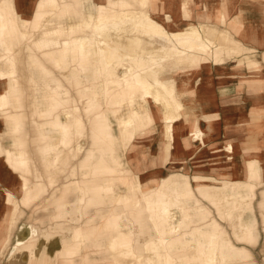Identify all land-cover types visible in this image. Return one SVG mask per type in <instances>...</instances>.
Segmentation results:
<instances>
[{
    "label": "bare ground",
    "instance_id": "1",
    "mask_svg": "<svg viewBox=\"0 0 264 264\" xmlns=\"http://www.w3.org/2000/svg\"><path fill=\"white\" fill-rule=\"evenodd\" d=\"M31 2L33 14L31 18H24L16 9L15 0H0V116L4 124V132L0 135V157L20 176L22 201L32 203L47 187H56L63 176L64 182L55 197L59 209L57 217L64 215L79 221L87 209L109 208L106 222L114 236L106 251L113 254V264H123L121 258L131 260L125 264H178L166 251V243L178 233L172 223L175 218L172 211L181 204L182 198L193 194L188 177L169 173L159 179L160 171L128 176L130 170L121 160L124 145L121 134L127 138L129 132L130 139L149 141L155 136L154 124L159 122L161 159H168L174 139L173 122L183 109L176 97L173 74L208 63L221 66L239 56V63L257 71L246 80L252 86L256 101L253 121L259 123L264 115V105L259 102L264 91V73L259 65L256 44L264 45V0H247L255 14L252 22L245 24L234 18L231 25L246 41L251 39L252 49L226 29L210 24H189L184 29L170 32L155 18L170 21L171 17L186 20L201 17L225 22L230 10H216V15L212 0ZM198 6L202 8L196 10ZM49 18H55L56 23ZM28 25L35 30L41 28L40 38L32 39V35L26 34ZM24 36L27 41L21 42ZM26 83L32 90L30 109L38 124V149L48 184L41 181L42 173L37 169V172L33 171L25 148L27 124L21 112L19 89ZM67 85L74 86L76 97L84 99L86 108L93 111L90 131L84 128L79 117L72 120L70 103L74 100L69 96ZM119 97L123 103L121 110L117 104ZM103 103L110 104L107 107L105 104L107 110L101 108ZM55 112L60 113L55 115ZM114 121L120 133L116 132ZM74 128L77 133H82L83 141L90 137L89 148L82 143L78 145L73 136ZM257 138L253 137L251 158L247 161L250 174L256 178L263 172V167H254L261 145ZM192 139L203 140L202 130L197 128ZM6 141L11 143L9 148L3 145ZM226 150L232 153V144H228ZM30 176L36 180L31 181ZM198 177H194L196 182H200ZM122 184L131 192L127 198L118 194ZM116 191L118 195L113 198ZM70 192L77 196L75 204L79 215L76 217L71 216L72 197V203L66 200ZM5 193V207L11 208L9 216L0 222V229H5L0 233L3 246L10 242L11 231L17 223L13 215L18 202L10 190ZM88 194L93 198L86 200ZM116 198V201L121 198L126 202L124 205L112 204L111 199ZM133 206L139 210L131 211ZM124 208H130L127 211L131 212L123 213ZM79 227L72 226L74 229L67 237L60 233L50 240H61L59 253L63 264H74V257L85 244V233ZM69 229L70 226L66 233ZM152 231L156 233L155 237ZM24 236L20 233L16 242L21 243ZM69 236L71 241H76L71 247ZM31 237L26 246L23 245V252L19 249L15 257L29 254L38 244V237ZM212 257L211 249L204 250L196 256L195 262L211 264Z\"/></svg>",
    "mask_w": 264,
    "mask_h": 264
},
{
    "label": "crops",
    "instance_id": "2",
    "mask_svg": "<svg viewBox=\"0 0 264 264\" xmlns=\"http://www.w3.org/2000/svg\"><path fill=\"white\" fill-rule=\"evenodd\" d=\"M212 2L216 15V10H230L225 22L199 17L187 20L171 17L170 21L155 18L170 32L184 29L189 24H210L226 29L236 40L252 49L251 39L246 41L239 37L231 26L234 18L245 24L252 22L255 14L251 12L247 0ZM15 5L24 18H31L34 11L31 0H15ZM171 25L176 28L172 29ZM232 64L231 61L221 66L208 63L174 73L176 97L183 109L180 110L181 117L173 122L174 139L168 159H161L159 122L154 124V138L149 141L134 139L125 156L127 165L135 171L140 170L141 175L164 171L165 175L182 172L190 177L199 176L200 182H196L194 177L188 178L193 194L182 198L181 204L172 211L175 214L172 223L178 233L166 243V251L178 264H202L195 262L196 256L209 249L213 256L211 264H264V115L259 123H254L252 110L256 101L252 86L246 80L249 70L245 66L244 76H240L234 72L235 65ZM67 91L72 99H77L76 90L67 87ZM259 102L264 105V91ZM149 106L152 104L149 103ZM197 128L202 130L203 140L192 139ZM3 132L4 124L0 116V135ZM254 136L261 143L260 157L254 166L256 169L263 167L258 178L252 176L247 167ZM228 144H232V153L226 150ZM3 145L9 148L11 143L6 141ZM21 183L20 176L0 157V222L9 216L11 208L5 207V190L19 197ZM252 186H255L254 193ZM212 208L219 220L213 216ZM106 211L108 209H87L80 225L74 223L85 233V244L74 257V264H113V254L106 251L110 238L114 236L106 222L109 214ZM77 213L74 217L79 215ZM220 220L230 225L231 232ZM22 225L20 220L19 227ZM41 225L49 227L46 223ZM72 226L70 223V234ZM3 230L0 229V233ZM151 234L156 236L153 231ZM69 241L70 247L76 243L71 238ZM13 243L11 247L14 250ZM60 245L59 239L38 242L26 259L22 258L24 263L20 264H60L61 261L56 260ZM120 261L123 264L131 262L128 258H121Z\"/></svg>",
    "mask_w": 264,
    "mask_h": 264
},
{
    "label": "rangeland",
    "instance_id": "3",
    "mask_svg": "<svg viewBox=\"0 0 264 264\" xmlns=\"http://www.w3.org/2000/svg\"><path fill=\"white\" fill-rule=\"evenodd\" d=\"M198 7H201V6H198ZM199 18H201V17H199ZM48 20L54 21V23H56L55 18L54 19L49 18ZM48 27H51V26H48ZM40 32H41V28L35 30V28H33L31 25L26 26V34L32 35V39L40 38ZM231 36H233V35H231ZM238 36L241 37L240 35H238ZM26 41H27V37L26 36L22 37L21 42H26ZM241 43H243V42H241ZM260 47L262 48V50H258V48H260ZM256 51H258L260 54V56H258V61H259V65L262 67V71L264 73V45L260 46L259 44H256ZM239 58H240V56L237 57V59L235 58V60L233 59V60H228V61L233 62V64H232L233 66L235 65L233 68L234 72H237L238 75H240V76L241 75L244 76L243 70L245 69V66H247V65L245 63H243V64L239 63V60H240ZM247 68L249 70V76H248L249 78L252 77L253 75L257 74V71L255 69H253L252 67L247 66ZM57 73H58L57 75L60 74L59 72H57ZM238 79L241 80V78H238ZM242 80H243V78H242ZM20 87L21 88L19 90H20L21 95H22L21 112H22L23 116L25 117L26 124H27V134L24 136L25 148L28 149V155L30 157V161H31L33 171L37 172V170H38L40 173H42L44 176H43V178H40L41 181H43L45 184H48V180H47L46 174H45V169H44L43 164L41 163V159H40V151L38 149L39 135H38V128L36 129V125L38 126V124H37L36 116L32 113V111L30 109L31 108L32 90L29 86V83H26L24 86H20ZM66 87H70V88L76 90L74 86H68L67 85ZM40 99H42V98L40 97ZM119 99H120V102H117V104H118V106L120 104V107H118V108L121 110V109H123V103H121L122 97H119ZM105 104L106 103L102 104V107H101L102 109H106V107L108 105H110V104H108V105L106 104V107H105ZM70 110L72 111V114H71L72 120H75L77 117H79V119H81L83 121L84 128H88V130L90 131L89 120L93 116V111H90L89 108L88 109L86 108V104L84 102V99H80L78 97L76 100L71 102L70 103ZM55 113H56L55 115H58L60 112H55ZM115 123H116L115 124L116 132L120 133L119 126L117 125V122H115ZM81 128H82V126H81ZM81 134L82 133H77L75 128L73 129V136L77 140L78 145L81 146L80 144L82 143L86 147H88L89 142L91 140V139H89L90 137L86 138L83 141L84 136H82ZM121 135H122L121 138L122 139L124 138V140H123L124 145L122 146V150H121V160L125 164V167H127L126 169L130 170L128 176L129 175H136V176L141 175L140 170L135 171L134 169H131L127 165V162L125 161L126 153L130 149V147H131L130 145L134 141V138L133 137H132V139L128 138L130 136L129 132L127 134V138H125L123 136V134H121ZM135 137H136V135H135ZM125 143H126V148H125ZM263 144H264V136H263ZM259 154H260V150H259ZM259 154H258V156L260 157ZM65 155L67 157V153H65ZM73 161H74V159L72 160V162ZM164 173H165L164 171H160L159 176H158L159 179L166 177L168 175V174L165 175ZM173 173H176L178 175H184L185 177H188V178H193L196 176L195 175L193 177H190L187 174L182 173V172H173ZM30 179H31V181L36 180L32 176H30ZM58 180L59 181H58V184L56 185V187H47L46 190L36 200H34L30 204H25V202L22 201L23 195H20L19 197L14 195L18 202H17L16 209L14 211L13 218L17 219V221H16L17 223L11 231L10 242L7 244H4L5 246H3V243H1L2 249L0 250L1 251V253H0V264L24 263L22 258H20V256L21 257L23 256L26 259L27 254L26 255H24V254L19 255V257L18 256L15 257V255H16L17 251H19V249H21V251L23 250V247H24L23 245L26 246L27 239L29 238L31 240V238H32L31 236H37L38 242H46V241H50L51 239L56 238L57 236H59L58 234H60V233L65 234L64 235L65 237H67V235H70L69 230L66 233V229L69 228L70 223H72L73 226H74V223H79L78 225H80L83 217H80V220L78 219L79 221L71 220V218L64 217V215L61 218L57 217L59 209L57 208L55 197H56V195H58L59 189L62 186V183L64 182L63 176H61ZM136 181L138 184H140L139 179H136ZM192 185L194 187L196 186V184H193V183H192ZM120 188H121V191L119 193H118V191H116V194L112 196L113 198L116 197L118 194H122V196H124V197L126 196V198L130 195L131 192H130V190H128L127 185L122 184L120 186ZM122 190H124L123 193H122ZM137 194H138V198L140 200L141 194L139 193V191L137 192ZM75 197L77 199L76 194L74 192H70L66 198V200L70 201V202L73 200L74 205L71 204V206L73 205L72 206L73 209H72V213H71L72 217H74L75 214L78 212L77 206L75 204ZM90 198H93V197H91V194H88L86 196V200H88ZM111 200H112V204L117 202V203L124 205V202H126L123 199L121 200V198L119 201H116L117 198L111 199ZM111 205H109L108 207H111ZM88 208H90V207H88ZM129 209L124 208L123 213L128 214L131 211L139 210V208L136 206L131 207V211H127ZM26 211H27V214H26ZM143 211H144V209H143ZM212 212H213L212 213L213 216L217 217V219H218V216L214 212L213 208H212ZM83 214H84V212H83ZM20 220H21V225L23 224L21 227H19V221ZM60 220H62V221H60ZM220 222L222 225H224L231 232L230 225H228L227 223H225L221 220H220ZM41 223L42 224L46 223L49 225V227L47 226V228H45L44 226L41 225ZM120 229L122 230L123 228L121 227ZM134 229H135V227L133 228V230ZM110 230L112 231L111 228H110ZM60 231H63V232H60ZM112 232L114 233V231H112ZM20 233L23 234V236L25 235L24 237H26V238H24V240L21 243H17L16 241H17V238H18ZM13 241H14V243H13ZM233 241L238 242L234 238H233ZM60 242H61V240H60ZM11 243L14 244V250L11 247L12 246ZM11 254H12V258L10 260ZM57 259L61 260V254L56 255V260ZM60 264H63V262H60Z\"/></svg>",
    "mask_w": 264,
    "mask_h": 264
}]
</instances>
